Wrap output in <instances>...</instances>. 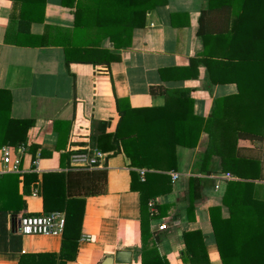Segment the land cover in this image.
Listing matches in <instances>:
<instances>
[{
    "label": "crops",
    "instance_id": "crops-1",
    "mask_svg": "<svg viewBox=\"0 0 264 264\" xmlns=\"http://www.w3.org/2000/svg\"><path fill=\"white\" fill-rule=\"evenodd\" d=\"M211 4L213 8L208 9V0H164L146 13L143 27L133 32L129 47L116 51L106 44L108 52L119 57L117 61L94 67L81 63L65 66L61 47L49 45H56L58 40L52 38L69 32L72 26L73 9L60 6V0H45L42 23H31L28 34L17 33V5L8 0L0 4V91L8 94L10 119L33 122L21 143L24 152L11 156L19 159L17 172L3 170L0 161V203L6 197L14 205L12 210L0 209V264H21L22 255L58 254L62 240L61 253L73 258L63 259L64 264H99L117 251H128L129 264H139L138 195L132 191L137 186L133 183L134 189H130V172L136 174L137 168L129 166L133 148L124 144V155L120 142L111 138L118 121L114 99L129 117L118 129L123 138L135 116L140 127L150 130L151 125L164 134L183 129L195 139L191 149L174 146V170L156 171L166 174L169 182L170 174L178 175L170 182L168 193L149 199L156 213L148 220V232L158 240V255L167 264H182L181 234L199 231L209 264H220L208 209L219 207L220 217L227 216L221 197L226 182L232 180L251 182L249 196L264 201V143L239 140L236 146L240 158L257 161L256 168L244 169L242 174L258 176L238 179L229 174L224 179L218 157H211L199 170L195 167L206 134L202 124L197 130L194 120H205L212 101L236 94V82H241L239 64L225 62L228 47L226 50L220 38L212 37L225 29L229 15L216 9L215 0ZM160 86L184 97L170 98L167 117L155 123L160 114L146 109L162 108L164 97L151 95L148 89ZM101 122L105 125H99ZM161 138L141 144L140 153H162ZM96 143L109 150L100 151ZM111 148L118 151L112 154ZM92 149L103 154L97 168L74 165V154H89ZM205 169L210 170L209 175L202 172ZM100 171L105 181L99 183L96 173ZM5 174L17 176L16 187L11 179H2ZM26 174H33L35 180L24 190ZM189 178L202 184L199 198L186 211ZM50 212L62 213L67 220L60 235L17 233L19 217ZM160 225L164 230L158 231ZM85 235L90 242L81 240Z\"/></svg>",
    "mask_w": 264,
    "mask_h": 264
},
{
    "label": "trees",
    "instance_id": "trees-1",
    "mask_svg": "<svg viewBox=\"0 0 264 264\" xmlns=\"http://www.w3.org/2000/svg\"><path fill=\"white\" fill-rule=\"evenodd\" d=\"M10 1L18 8L17 33L28 34L31 23H42L45 0ZM215 1L216 9L225 11L229 19L227 18L225 22V29L212 34V37L220 38V42L226 45V50L228 47L229 50L224 55L225 62L230 65L239 64L241 82H236V94L212 101L209 115L205 120L198 118L194 120L196 126L202 124L203 132L206 134L205 148L197 157L195 167L199 170L211 157H218L220 173H228L238 179H247L241 176L254 177L258 174L243 175L242 171L256 168L257 161L240 158L236 146L239 140L264 143V0ZM163 4L164 0H60V6L73 9L72 26L69 32L52 38V40L57 39L58 44L50 42L49 45L61 47L65 66L69 63L89 64L93 67L107 66L110 62L117 61L119 57L109 53L105 47L106 44L116 51L129 47L133 32L143 27L146 13ZM208 5V9L213 8L211 0H208ZM148 92L151 95L157 94L164 97L165 103L162 108L146 109L152 114H155L153 112L160 114L156 117L155 123L167 117L170 98H175L176 95L184 97L178 91L161 86L150 87ZM114 106L118 121L111 138L113 142H120L124 155V144L133 148L134 154L128 156L130 167L146 170L142 182L138 180L135 173L130 172V189H134L131 187L134 183L137 188L132 191L138 195L139 264H167L165 259L157 253L158 240L151 238L148 232L150 216L147 212V201L170 191L169 177L163 173L175 169L174 146L181 145L191 149L195 139L191 140L189 132L183 129L176 132L167 131L164 134L161 130L152 128L151 125H149L150 130L140 127L135 116L131 130L123 138L118 133V129L122 123L129 121V117L119 110L116 99H114ZM8 110V94L0 91V147L3 145L12 147L23 143L28 129L33 125L31 120L10 119ZM128 111L133 109L128 108ZM170 119L175 122L177 118ZM99 125L104 126L105 123L101 122ZM197 128L200 131L201 125ZM159 137H162L160 141H163L159 146L162 153L158 151L140 153L141 144L149 140L154 142ZM96 146L102 152L109 150L99 146L98 143ZM30 147L29 151L34 156V147ZM117 151L115 148L112 154ZM156 171L163 173H156ZM202 172L209 175L210 170L205 169ZM44 176L42 175V179ZM134 176L135 180H133ZM1 177L11 179L15 187L18 184L16 175L5 174ZM96 178L99 183L104 182V172H97ZM34 180L33 174L23 175L22 189L25 190L28 183ZM201 184L202 181L197 178L188 179L186 211L191 210L193 202L199 198ZM251 188V182L228 181L221 197V207L226 209L227 216L220 217L219 207L208 209V221L220 264H264V201L250 197ZM13 207L12 202L6 197L0 203L2 210H12ZM42 207L46 209L45 203ZM66 223L67 220L64 218L62 233ZM181 239L183 249L180 261L182 264H209L203 236L199 231L183 232ZM64 241H61L58 254L22 255L18 263L64 264L63 259H73L61 253Z\"/></svg>",
    "mask_w": 264,
    "mask_h": 264
},
{
    "label": "built area",
    "instance_id": "built-area-1",
    "mask_svg": "<svg viewBox=\"0 0 264 264\" xmlns=\"http://www.w3.org/2000/svg\"><path fill=\"white\" fill-rule=\"evenodd\" d=\"M24 152V147L19 144L15 147L8 145H3L0 147V161L3 165V170L7 172H17V167L19 164V159L17 157L11 158L12 154H21ZM103 154L97 150L92 149L90 153H78L74 154L72 157V162L78 168H97L99 161L102 160ZM137 178L140 182L143 181L145 171L143 169H137ZM178 178L177 174H170V182L173 183ZM224 179H229L230 175L225 173L223 175ZM32 196H35V190L32 192ZM147 212L151 217L156 213L154 202L152 200L147 201ZM64 226V216L62 213L50 212L46 214L39 215H23L17 219L16 230L21 236H56L60 235ZM158 231L164 230V226H158ZM81 240L85 242H90L91 238L87 235L83 236Z\"/></svg>",
    "mask_w": 264,
    "mask_h": 264
},
{
    "label": "water",
    "instance_id": "water-1",
    "mask_svg": "<svg viewBox=\"0 0 264 264\" xmlns=\"http://www.w3.org/2000/svg\"><path fill=\"white\" fill-rule=\"evenodd\" d=\"M114 262L118 264H129L130 253L128 251H117L113 256L105 257L99 264H113Z\"/></svg>",
    "mask_w": 264,
    "mask_h": 264
},
{
    "label": "clouds",
    "instance_id": "clouds-1",
    "mask_svg": "<svg viewBox=\"0 0 264 264\" xmlns=\"http://www.w3.org/2000/svg\"><path fill=\"white\" fill-rule=\"evenodd\" d=\"M5 3V0H0V4H3ZM9 3H10V0H9Z\"/></svg>",
    "mask_w": 264,
    "mask_h": 264
}]
</instances>
